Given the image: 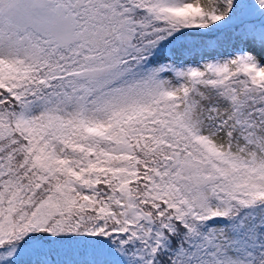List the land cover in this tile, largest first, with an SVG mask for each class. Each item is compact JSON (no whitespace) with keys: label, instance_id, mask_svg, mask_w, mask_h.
Listing matches in <instances>:
<instances>
[{"label":"snow or ice","instance_id":"6c2138e0","mask_svg":"<svg viewBox=\"0 0 264 264\" xmlns=\"http://www.w3.org/2000/svg\"><path fill=\"white\" fill-rule=\"evenodd\" d=\"M0 264H264V0H0Z\"/></svg>","mask_w":264,"mask_h":264}]
</instances>
